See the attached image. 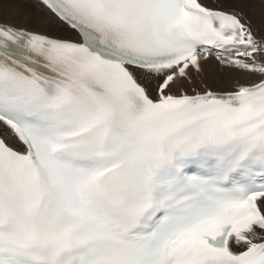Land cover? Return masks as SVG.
Instances as JSON below:
<instances>
[{
    "label": "snow or ice",
    "instance_id": "6c2138e0",
    "mask_svg": "<svg viewBox=\"0 0 264 264\" xmlns=\"http://www.w3.org/2000/svg\"><path fill=\"white\" fill-rule=\"evenodd\" d=\"M24 5L0 20V264H264V0H0Z\"/></svg>",
    "mask_w": 264,
    "mask_h": 264
},
{
    "label": "bare ground",
    "instance_id": "6f19581e",
    "mask_svg": "<svg viewBox=\"0 0 264 264\" xmlns=\"http://www.w3.org/2000/svg\"><path fill=\"white\" fill-rule=\"evenodd\" d=\"M37 17V10L34 6L24 5L20 11H5L0 9V20H8L14 23L32 24ZM205 79L214 86H224L225 77L218 70L215 62H211L205 67Z\"/></svg>",
    "mask_w": 264,
    "mask_h": 264
},
{
    "label": "rangeland",
    "instance_id": "374dc122",
    "mask_svg": "<svg viewBox=\"0 0 264 264\" xmlns=\"http://www.w3.org/2000/svg\"><path fill=\"white\" fill-rule=\"evenodd\" d=\"M12 23H14V22H12Z\"/></svg>",
    "mask_w": 264,
    "mask_h": 264
}]
</instances>
